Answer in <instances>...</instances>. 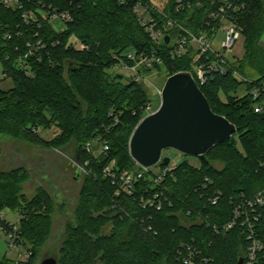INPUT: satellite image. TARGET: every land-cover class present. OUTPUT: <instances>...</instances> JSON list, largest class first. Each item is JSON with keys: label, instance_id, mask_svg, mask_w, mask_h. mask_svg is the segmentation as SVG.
Masks as SVG:
<instances>
[{"label": "trees", "instance_id": "obj_1", "mask_svg": "<svg viewBox=\"0 0 264 264\" xmlns=\"http://www.w3.org/2000/svg\"><path fill=\"white\" fill-rule=\"evenodd\" d=\"M153 1L21 0L24 11L37 14L34 24L25 23L22 11L0 4V61L2 73L13 83L8 91L0 89V139L61 151L72 148L85 171L58 264H182L180 252L187 245L200 252L197 264L203 258L209 264H240L246 255L248 241L241 224L219 233L214 227L229 223L239 206L264 193V113H255L250 94L254 85L264 82V0H230L242 7L235 12V19L245 43L244 59L233 60L232 70L246 76L248 67L255 71L256 79L242 81L229 71L205 85L199 83L194 71L205 58L198 60L192 49L173 58L172 41L182 33L163 27L167 18L196 34L216 26L211 15L222 0H184L179 11L178 0H166L167 18L155 9ZM142 6L164 31L160 44L139 20L136 9ZM39 9L50 14L43 15ZM52 13L70 15L65 31L54 30ZM38 42L45 49L35 50L25 59ZM76 43L85 49H78ZM134 51L139 56L156 52L162 65L155 69L164 70L167 79L191 72L213 112L226 117L237 131L204 159L198 157L199 166L184 160L162 187L153 184L151 174H144L136 180L131 197H118L117 185L104 170L114 162L119 174L137 176L141 171L130 155L129 143L146 116L147 105L154 100L133 77L125 82L113 73L118 65H135L125 56ZM242 86L245 89L240 96ZM112 111L119 117L117 125L109 116ZM53 127L60 133L50 142L39 136L40 130ZM98 140L108 145L107 153L97 152L100 145L88 151V144ZM28 179L24 168L0 170V215L6 211L19 215L20 239L32 254V264L50 237L54 206L44 190L26 200L23 187ZM158 193H163L161 210L156 205ZM215 198L217 205L212 204ZM256 211L264 241V207ZM0 264H9V260Z\"/></svg>", "mask_w": 264, "mask_h": 264}, {"label": "built area", "instance_id": "obj_2", "mask_svg": "<svg viewBox=\"0 0 264 264\" xmlns=\"http://www.w3.org/2000/svg\"><path fill=\"white\" fill-rule=\"evenodd\" d=\"M120 1L122 3L125 2V0ZM183 1L184 0H178L177 11L182 9ZM0 4L7 9L22 11V18L26 24H34L38 21L37 14H35L33 11H24L21 0H0ZM154 7L164 18H167V16L164 14V8L163 10H159L155 5ZM241 8L242 7L240 5L230 0H222L218 10L211 15V19L214 20L217 25H211L207 30H201L197 34L191 33L183 26L167 18V21L163 27L165 31H168L172 28H177L182 33L177 39L172 41L170 55L173 58L181 57L183 54L192 49L198 60L205 58V60H202V62L195 66V75L201 85H205L218 75L225 76L229 71H233V61L227 57V54L236 47L239 40H241L243 37V30L239 27L235 19V12L239 11ZM38 12L42 13L40 9ZM136 12L139 16L142 26L150 34L153 41L160 44L165 35L162 28L159 27L158 21L144 6L136 9ZM46 14H50V12H47ZM49 16H51L50 24L58 33L65 31L67 22L71 20V17L68 13H52ZM220 29H223L224 36L223 40L218 43L217 40ZM75 46L78 49H85V46L81 44L76 43ZM43 49H45V45L42 42H38L36 46L33 45L30 47L25 59L28 56L34 55L35 50ZM125 56L133 61L135 65L130 66L127 64H121L117 67H123L126 70L131 71L133 73L132 77L134 80L138 83H142V85H145L143 83H146L147 86L151 87L155 92L153 94L155 96H152V98L161 101L162 88L151 83L149 79L146 80L147 78H145L139 71L140 67L155 69L156 65H162V60L158 54L156 52L151 53V55L143 53L139 56L137 52L134 51L125 54ZM0 66V79L6 80V75L2 73L1 61ZM233 73L236 78L249 83L251 82L240 77L238 72L233 71ZM27 74L30 75L29 72H27ZM250 94L255 102V113H264V82L254 85L250 91ZM153 112H155L153 103H149L146 107V116L152 114ZM109 116L110 118L114 119L116 125L119 123V117L114 111L110 112ZM97 145H100V149L97 150L98 153L103 154L109 151L108 145L104 142H99V140L88 144V151H94V147ZM165 156L170 157L171 159L169 165H164L162 163V158ZM183 161L184 160H174L171 149H167L164 150L161 161L157 165L150 168H144L143 170L139 171L137 176L119 174L114 170V162L104 170V174L113 181V184L117 185L118 189L115 194L116 196L119 197L123 194L131 197L134 193L136 180H141L144 174H151L153 184L158 187H162L170 173L179 167ZM81 170L85 173L83 167H81ZM162 196L163 193H158L155 195V199L159 201L158 204H156L158 210L162 209V203L160 199ZM217 200V198L212 200V204L217 205ZM147 204H145L144 207H146ZM258 207H264V193L258 194L252 201H248L246 204H244V206H239L235 211L234 218L229 223L225 224L224 226L214 227L215 232L219 233L221 231L232 230L238 224H241V226L244 228V233L248 241V249L245 257L243 258L242 264H260L261 260L264 259V241L259 235L258 227L261 217L256 211ZM0 220V231L7 235L8 239L10 240V247L19 249L24 248L26 250L25 259H23L19 264H29L32 254L22 243L20 239L19 228H16L15 225L8 224L4 213L0 215ZM200 256V252L193 248V246L189 245L184 246L183 250L180 252L182 264H197L196 259ZM209 262L210 261L204 258L200 260L201 264H209Z\"/></svg>", "mask_w": 264, "mask_h": 264}, {"label": "rangeland", "instance_id": "obj_3", "mask_svg": "<svg viewBox=\"0 0 264 264\" xmlns=\"http://www.w3.org/2000/svg\"><path fill=\"white\" fill-rule=\"evenodd\" d=\"M166 0H155L153 4L157 9L163 10ZM223 29L219 30L218 43L223 40ZM244 38L237 43L236 47L227 54V57L233 60H243L245 56ZM140 73L149 79L156 86L163 89L167 80L164 70L158 72L156 69L139 68ZM195 71V68H194ZM113 73L123 75L124 81L129 82L133 73L123 67L114 68ZM1 75V66H0ZM240 75V74H239ZM247 76V77H246ZM246 76H241L245 80L248 77L251 80L256 79L254 70L246 67ZM142 84V83H141ZM142 85L147 88L151 96L155 92L146 83ZM11 79L3 80L0 89L8 91L12 88ZM245 87L240 88V96L244 94ZM160 106V100H153V108L156 111ZM39 136L50 142L60 131L53 127L50 130H40ZM174 160H188L194 166L200 165L198 157L186 156L171 149ZM72 148L66 151L46 147L43 145H35L26 142H19L9 138L0 139V170L11 172L17 168H24L28 171V181L24 184L23 194L27 201H31L36 197L39 190L48 193L53 201L52 225L50 237L45 247L40 251L38 256L33 259L32 264H42L44 260L59 258V249L66 236L67 224L74 219V215L79 204L80 192L85 173L81 170V166L76 162ZM221 167L220 165H218ZM45 209H49L45 207ZM8 224L20 227L19 215L12 211L4 212ZM21 251V254H20ZM26 250L24 248L10 247V240L7 235L0 231V263L5 259L9 260V264H19L25 259ZM31 264V263H30Z\"/></svg>", "mask_w": 264, "mask_h": 264}, {"label": "water", "instance_id": "obj_4", "mask_svg": "<svg viewBox=\"0 0 264 264\" xmlns=\"http://www.w3.org/2000/svg\"><path fill=\"white\" fill-rule=\"evenodd\" d=\"M166 42L169 44V37ZM116 78L122 79L123 75L117 74ZM236 131L226 117L213 112L193 74L179 72L166 80L159 108L136 127L129 152L139 170L157 165L167 149L204 159L212 148L229 142ZM170 162V157L162 158L164 165ZM42 264L58 262L50 258Z\"/></svg>", "mask_w": 264, "mask_h": 264}, {"label": "flooded vegetation", "instance_id": "obj_5", "mask_svg": "<svg viewBox=\"0 0 264 264\" xmlns=\"http://www.w3.org/2000/svg\"><path fill=\"white\" fill-rule=\"evenodd\" d=\"M60 250V249H59ZM60 252V251H59ZM57 260V259H56Z\"/></svg>", "mask_w": 264, "mask_h": 264}]
</instances>
